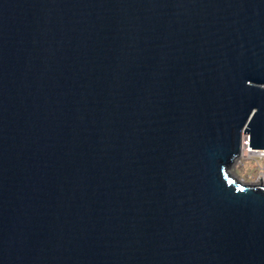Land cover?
I'll return each instance as SVG.
<instances>
[{
  "label": "water",
  "instance_id": "1",
  "mask_svg": "<svg viewBox=\"0 0 264 264\" xmlns=\"http://www.w3.org/2000/svg\"><path fill=\"white\" fill-rule=\"evenodd\" d=\"M243 139L264 0H0V264H264Z\"/></svg>",
  "mask_w": 264,
  "mask_h": 264
},
{
  "label": "built area",
  "instance_id": "2",
  "mask_svg": "<svg viewBox=\"0 0 264 264\" xmlns=\"http://www.w3.org/2000/svg\"><path fill=\"white\" fill-rule=\"evenodd\" d=\"M247 161L251 162L253 171L246 179H248L251 184H261L264 186V149H250L247 140L243 139L239 153L233 159L230 167L233 165L243 167Z\"/></svg>",
  "mask_w": 264,
  "mask_h": 264
},
{
  "label": "rangeland",
  "instance_id": "3",
  "mask_svg": "<svg viewBox=\"0 0 264 264\" xmlns=\"http://www.w3.org/2000/svg\"><path fill=\"white\" fill-rule=\"evenodd\" d=\"M228 171L232 178L240 181L241 183H251L248 179H246V177L248 178V175L253 171L251 162H245L243 167L233 165L228 169Z\"/></svg>",
  "mask_w": 264,
  "mask_h": 264
}]
</instances>
